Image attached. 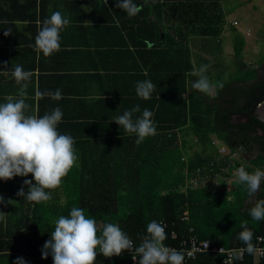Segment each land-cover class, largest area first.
Masks as SVG:
<instances>
[{"label": "trees", "instance_id": "16d2710c", "mask_svg": "<svg viewBox=\"0 0 264 264\" xmlns=\"http://www.w3.org/2000/svg\"><path fill=\"white\" fill-rule=\"evenodd\" d=\"M101 1L108 13L95 16L98 30L122 39L129 57L127 110L139 105L141 113L152 111L156 132L138 144L135 133L113 121L112 133H107L110 140L97 146L103 151L115 148V153L76 154L78 159L61 184L45 190L52 197L46 202H29L16 195L22 186L27 193L23 181L31 180V174L0 180V196L12 200L11 204L0 203V264H13L17 257L25 264H53L50 255L41 258V251L55 220L67 216L72 207L82 208L98 228L118 224L134 247L146 235L147 224L156 221L165 228L166 246L178 249L196 237L207 241L210 248L244 249L237 235L245 220L256 246L258 238L264 240V220H252L248 209L257 199H264V182L255 196H249L246 185L237 181L229 192L232 198L215 195L208 183L216 177L229 179L239 167L250 173L264 171L262 154L250 162L230 157L242 142L262 144L252 137L251 125L256 121L253 106L264 101V73L260 77L258 73L264 72V56L259 70L246 67L242 61L245 41L231 28L237 74L226 77L205 72L214 94L200 92L191 88V82L199 79L192 73L200 68L193 62L191 47L203 49L212 44L210 53L220 52L226 24L221 0H133L141 11L131 17L115 6V0ZM161 33L163 41H159ZM200 62L212 66L205 58ZM118 64L113 71L120 78ZM144 80L156 86L147 100L138 97L135 89ZM115 100L119 104V97ZM141 113H134L133 119ZM238 113H251L248 120L252 123H232ZM213 139L229 149V154L218 153ZM84 146L89 147L85 143L81 150L87 149ZM193 181L202 184L192 187ZM138 259L134 251L124 250L110 258L99 254L95 264H138ZM184 264H224L223 255L203 253ZM232 264H264V257L254 260L252 253L243 251L242 259L234 258Z\"/></svg>", "mask_w": 264, "mask_h": 264}, {"label": "clouds", "instance_id": "9594fccd", "mask_svg": "<svg viewBox=\"0 0 264 264\" xmlns=\"http://www.w3.org/2000/svg\"><path fill=\"white\" fill-rule=\"evenodd\" d=\"M115 6L130 17L141 11V7L133 0H115ZM70 23L71 20L60 11L53 12L42 21L35 37L34 49L45 56L59 51L60 32ZM4 66L7 67V64ZM208 67L201 65L192 73L199 76V79L191 82L192 89L203 93L212 89L213 85L204 75ZM11 75L21 84L29 81L32 73L17 65ZM218 86L223 87L222 84ZM27 87V83H23L19 89L20 99L13 101L9 97L6 103H0V180L7 181L16 176L27 177L31 174V180L23 181L27 193L22 186L16 195L29 202L40 203L52 198L50 192L45 190L57 188L78 157L74 149V138L57 130L63 116L59 107L43 116L26 115L29 108L25 102ZM155 87L150 80L138 81L135 85L136 94L145 100L150 99ZM39 95H48L55 100L62 98L59 88ZM134 113H141L139 105L124 111L114 118V122L126 132L135 133L136 143L139 144L146 137L154 135L156 127L152 111L144 109L141 115L133 119ZM236 177L239 183L246 185L249 196H255L264 182V171L256 169L250 173L244 167H239L236 169ZM0 203L11 204L12 200L5 201L0 196ZM248 215L255 221L264 220V199H257L248 209ZM54 224V230L41 251V258L46 259L50 255L53 264H95L98 254L110 258L119 256L124 250L134 251L139 257L138 264H183V253L164 245L167 234L164 226L156 221L147 224L146 235L137 247H134L133 241L118 224L105 223L102 228H98L95 219L87 217L79 207H72L67 216L61 215ZM247 225L248 221H242L243 230L238 233L237 239L245 245L242 251L251 254L256 250L252 243L254 233ZM233 255L235 259H242L241 255ZM13 264L25 262L22 257H17Z\"/></svg>", "mask_w": 264, "mask_h": 264}, {"label": "crops", "instance_id": "0c3cea01", "mask_svg": "<svg viewBox=\"0 0 264 264\" xmlns=\"http://www.w3.org/2000/svg\"><path fill=\"white\" fill-rule=\"evenodd\" d=\"M101 3L0 0V103H6L9 97L20 99L19 89L27 83L26 115L43 116L59 107L63 116L57 130L74 138L76 154H114L115 148L103 151L97 145L110 140L107 133H112L115 116L127 110L129 57L122 39L98 30L96 17L108 13ZM55 11L71 23L60 32L59 51L45 56L34 49L35 37L42 21ZM117 63L120 78L113 71ZM17 65L32 73L29 81H15L11 72ZM58 88L62 92L59 100L39 95ZM85 143L89 147L81 150Z\"/></svg>", "mask_w": 264, "mask_h": 264}, {"label": "rangeland", "instance_id": "374dc122", "mask_svg": "<svg viewBox=\"0 0 264 264\" xmlns=\"http://www.w3.org/2000/svg\"><path fill=\"white\" fill-rule=\"evenodd\" d=\"M222 11L225 13V26L221 35V50L219 53L211 52L212 44H207L203 49L191 47L193 52V62L195 65H204L200 62L201 58H205L212 64L208 67L209 74L215 75L223 73L226 77L237 74V65L233 59L232 51V30L234 28L241 34L245 41V46L242 52V61L246 67L261 68V62L264 56V1L263 0H221ZM236 23V26L232 23ZM198 45V44H197ZM264 63V60L263 62ZM260 64V65H259ZM224 78L228 80V78ZM215 81V80H214ZM212 84V82H211ZM213 85V84H212ZM214 87L209 91L211 95L214 94ZM218 153L224 155L227 152L226 147L220 142L213 139ZM196 149V148H195ZM192 153V152H191ZM231 159L240 161L239 157L231 154ZM234 175V176H233ZM236 173H231L229 179L215 178L208 184L211 191L218 196H227L232 198L229 194L233 185L237 182ZM202 184L199 181L190 183L192 187H197ZM207 184V182H204Z\"/></svg>", "mask_w": 264, "mask_h": 264}, {"label": "built area", "instance_id": "2783aa9c", "mask_svg": "<svg viewBox=\"0 0 264 264\" xmlns=\"http://www.w3.org/2000/svg\"><path fill=\"white\" fill-rule=\"evenodd\" d=\"M232 25L236 26V23H232ZM173 238V237H172ZM166 246V245H165ZM169 248L177 249L175 247ZM255 251L252 252L254 260H258L264 257V240L262 238H258L257 244L255 246ZM183 253L184 260L183 264L189 260L194 259L197 255L203 253H214L217 255H223V263L224 264H232L234 262V253L237 252L238 255H243V249H225L223 247H213L210 248L209 243L207 241H198L196 237L189 238V242H182L177 249ZM99 253V249H97ZM99 255V254H98ZM133 262H136V257H132Z\"/></svg>", "mask_w": 264, "mask_h": 264}, {"label": "flooded vegetation", "instance_id": "af4514ba", "mask_svg": "<svg viewBox=\"0 0 264 264\" xmlns=\"http://www.w3.org/2000/svg\"><path fill=\"white\" fill-rule=\"evenodd\" d=\"M259 73V77L263 75L264 72H262V70L258 71ZM255 105L253 106V110L255 109ZM253 112V111H252ZM254 113V112H253ZM241 114H235L232 119L238 121V123L236 124H247V123H252L250 121V119L248 120V118L245 121H241L240 118H238V116ZM247 117L250 118L251 113L246 114ZM255 122L252 123V127L254 128V132L255 134L252 135V137L254 138V140L256 139H260L262 144H259V142H255L253 140L251 141H247V142H242L240 144H238L234 150L233 153L235 156L239 157L240 160L246 161L245 159H248L246 162H250L251 160L255 159L259 154H262L264 156V130L263 128H261V125H264L263 123L259 122L256 118H255ZM256 138V139H255ZM227 149V148H226ZM225 154H229V149H227V152Z\"/></svg>", "mask_w": 264, "mask_h": 264}, {"label": "water", "instance_id": "95a60500", "mask_svg": "<svg viewBox=\"0 0 264 264\" xmlns=\"http://www.w3.org/2000/svg\"><path fill=\"white\" fill-rule=\"evenodd\" d=\"M264 1V0H263ZM164 34L161 33L159 41H163ZM253 116L261 123L264 124V101L260 102L258 105H256ZM238 118L241 119V121H245L248 117L239 115ZM232 123H238V121L232 119ZM246 161L248 159H245Z\"/></svg>", "mask_w": 264, "mask_h": 264}]
</instances>
